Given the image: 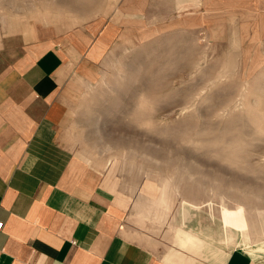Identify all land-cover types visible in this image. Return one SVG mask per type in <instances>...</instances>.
<instances>
[{"label": "rangeland", "instance_id": "374dc122", "mask_svg": "<svg viewBox=\"0 0 264 264\" xmlns=\"http://www.w3.org/2000/svg\"><path fill=\"white\" fill-rule=\"evenodd\" d=\"M165 9L157 0H0V38L31 24L63 37L113 25L97 79L71 107L77 147L116 161L120 180L170 179V213L210 230L223 250L263 241L260 217L246 242L221 211L264 208V45L255 54L236 39L214 42L163 17ZM184 201L199 203L186 217Z\"/></svg>", "mask_w": 264, "mask_h": 264}, {"label": "crops", "instance_id": "0c3cea01", "mask_svg": "<svg viewBox=\"0 0 264 264\" xmlns=\"http://www.w3.org/2000/svg\"><path fill=\"white\" fill-rule=\"evenodd\" d=\"M157 1L182 28L262 50L264 0ZM101 28L63 37L31 24L0 38V264H264V240L223 250L152 204L146 181L120 180L116 161L77 147L71 107L111 43L114 26Z\"/></svg>", "mask_w": 264, "mask_h": 264}, {"label": "bare ground", "instance_id": "6f19581e", "mask_svg": "<svg viewBox=\"0 0 264 264\" xmlns=\"http://www.w3.org/2000/svg\"><path fill=\"white\" fill-rule=\"evenodd\" d=\"M230 151H228V152H230ZM88 159L90 161H92L90 158H88ZM189 176L190 175H188L187 178H189ZM194 179H196V178H194ZM186 189H188V188H186ZM173 191H174V189L171 186V181L168 178H164L162 180L161 184H158V185L154 184V182L151 181V180H147L144 183L143 187H142V193L144 195H146L147 198L151 199L152 204H155V206L158 207L163 213H168L170 211L171 207H172V204H173ZM188 206L190 208L191 207H195V206H199V203H197V202L186 203V201H184V205H183L182 209H183V214L185 215V217L189 215V207ZM178 213L180 214V212H178ZM222 213H223V217H224L223 219L224 220H226L227 222H232L233 221V222L237 223L242 228L243 234H244V238H245L246 242L250 241V239H251L249 225L253 226L254 216L260 217L261 221H263V225H264V208H260V207H250V208H248L246 206H242L241 203H237L232 208H230V207H228L226 205H223V209L221 211V214ZM263 225H262L261 232L264 235V226ZM260 227H261V225H260ZM189 238H190V234L188 232L183 231L182 234H181V237H180V241L183 244H187L189 242V240H190ZM246 242H244V246H245Z\"/></svg>", "mask_w": 264, "mask_h": 264}, {"label": "built area", "instance_id": "2783aa9c", "mask_svg": "<svg viewBox=\"0 0 264 264\" xmlns=\"http://www.w3.org/2000/svg\"><path fill=\"white\" fill-rule=\"evenodd\" d=\"M4 222H0V229H2Z\"/></svg>", "mask_w": 264, "mask_h": 264}]
</instances>
